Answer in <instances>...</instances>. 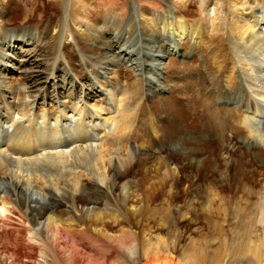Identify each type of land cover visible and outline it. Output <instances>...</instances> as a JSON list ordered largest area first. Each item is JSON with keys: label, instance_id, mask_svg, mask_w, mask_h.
Instances as JSON below:
<instances>
[{"label": "bare ground", "instance_id": "bare-ground-1", "mask_svg": "<svg viewBox=\"0 0 264 264\" xmlns=\"http://www.w3.org/2000/svg\"><path fill=\"white\" fill-rule=\"evenodd\" d=\"M96 1L52 0L59 11L51 12L44 28L50 32L53 54L41 60L32 53L38 42L34 31L24 30L19 36H11L0 23V78H7L16 68L27 73L22 83L0 87V264H39L40 258L49 259L51 264H103L106 250L132 258L137 241L142 242L147 236L144 228L139 233L132 230L137 222L133 223L132 218L143 199L151 202L154 187L140 192L138 178H127L133 174L135 157L131 148V116H137L135 112L142 106L140 84L148 82L144 92H149L148 85L152 81L158 83L165 61L177 56L176 47L183 39L187 38L193 52L204 48L207 54L202 53L200 60L208 66L212 62L225 76L224 82L221 79L226 85L221 97L234 100L235 96L250 109L238 113L240 126L230 128L237 132L241 128L247 130L242 143L248 154L257 156L256 162L264 170V4L259 0H194L201 7V14L196 17L191 15L196 11L189 9L193 0H165L168 4L164 10H150L137 0H128L131 14L127 15H115ZM1 2L4 0H0L3 11ZM31 11L23 17L34 14ZM42 15L40 11L39 16ZM1 20L8 23L6 17ZM90 31L95 32L91 36L97 34L98 38L106 32L114 35L111 40L101 39L100 47L93 49L90 67L94 76L82 64L87 77L81 81L80 77L69 75L67 51L72 49L83 58L74 43L75 35L92 43ZM191 52L181 56L190 58ZM119 68L134 73L138 81L134 89L119 79L110 80ZM233 80L239 83L236 89L231 87ZM51 87L54 98L47 95ZM59 87L68 91V98L56 95ZM205 96L192 98L190 103L204 106L217 102L215 97ZM215 106L209 107L211 113L205 115V121L214 125L223 142L229 122L219 116L220 110ZM178 115L179 111L174 118V131L162 143L184 159H191L194 151L191 153L187 144L202 136L194 134V127ZM229 157L225 155L226 159ZM155 160L152 153L146 152L144 157L136 158L138 166L134 172L147 177L146 165ZM192 160L195 164L190 162V166L201 172L204 161L194 157ZM231 161L225 179L228 178L227 192L232 198L224 199L223 192L219 201L226 200L225 204L233 205L232 208L236 204L235 210L256 204V224L251 225L249 240L242 242L244 235L239 239L238 248L242 251L238 256L248 257V264H264V176L257 169L249 175L243 176L246 171L237 174ZM156 166L167 174L171 164L161 160ZM176 168L170 169L171 190L181 182ZM163 184L167 185V181ZM212 189L208 196L213 199L219 192L217 187ZM171 194L174 196L173 191ZM116 227L120 228L119 233L113 230ZM218 233L222 243L227 241L222 232ZM92 239L109 245L104 254L95 243L93 246ZM235 256L233 250L222 263L231 264ZM184 260L197 264L195 256Z\"/></svg>", "mask_w": 264, "mask_h": 264}, {"label": "rangeland", "instance_id": "rangeland-1", "mask_svg": "<svg viewBox=\"0 0 264 264\" xmlns=\"http://www.w3.org/2000/svg\"><path fill=\"white\" fill-rule=\"evenodd\" d=\"M137 1L141 6H147L150 10H164L166 8L165 6L168 4L165 0ZM259 1L261 4H264V0ZM96 3L112 11L115 15H122L123 13L126 15L131 14L128 0H97ZM1 4L3 11L0 9V23L2 26L4 25L6 33H12L11 36H19L18 33H22L24 30L26 32L34 31L38 37L37 46L33 47L34 51H32L35 57L41 60L45 58L46 55L53 54L50 32L44 28L47 18H49L52 13H58L59 11L58 7L54 6L52 0H4ZM189 9L190 11H196L191 15L199 17L201 14V11L198 12L199 9L201 10V7L198 3L196 4L194 0L191 1ZM29 10H32L31 12L34 14L30 15L27 13L29 16L24 18L23 15ZM40 11H43L42 16H39ZM5 17L8 22L7 24L3 22L4 20H1ZM27 26L29 27L27 28ZM34 27H39V30L35 31ZM30 28L32 30H30ZM92 33L95 32L90 31L89 37H91L92 43L82 39V36L77 37L75 35L74 43L78 46V52L82 54L83 58L76 56L72 49H68L67 51L66 61L71 67L69 75L72 76V74H74L78 76V78L80 77L81 79L79 78V80L81 81H86L85 77H87L83 65L89 68L90 74L93 76L95 75L90 67V64L93 62V49L98 46L100 47L101 39L111 40L114 35L113 32H106L100 35L101 38H98L97 34L91 36ZM3 34L4 33H2V35ZM75 49L77 50V47H75ZM176 49H178L177 56H170L169 59L165 61L161 71L163 75H160V78H158V83L152 81L151 84L148 85L149 89L147 88V91L149 90V92H144L146 91L148 82H144L142 85L140 84L142 106L135 112L136 114L138 113L137 116H131V120H135H132L134 126L131 141V148L132 151L135 152V157L132 162L133 174L130 173L127 178L134 177L135 180L138 178L137 181H140V192H144L146 189L152 187V185L154 187V189L152 188L154 191H152L153 199H151V202L147 201V199H143V203L141 202L142 206L140 205L141 208L136 212L135 216H133V223L137 222L135 226H132V230L139 233V229L144 228L147 236H144L145 239L142 242L137 241L136 251L132 254V258H124L113 250H110V252L113 251L110 254V252L106 250L109 246L106 242L92 239L93 246L95 243L97 250L100 249L102 253L106 250L105 252L108 254L107 257L104 256V259L102 258L103 264H124L126 262L127 264H183V262H186L184 259L192 256H195L197 264H204V262H208L206 264H223L222 262L227 259L230 254L232 255L233 250L235 251L236 258L234 257L231 264H248L249 262L248 257L238 256V254H241L240 251H242V249L240 250V248H238L240 246L238 243L243 235L245 237L243 236L242 242L249 240L253 231L252 226L256 224L259 210L256 204L247 208L239 207V209L236 210L234 209L236 208V204L234 208H232L233 205L228 207L225 203L226 200L232 198V194L227 192L228 178L225 179V177H227L228 172L226 169H228V162L230 160H232L231 163L233 162L234 168L236 167V171L234 170V172H237V174L241 172V174H243L244 171H246L243 174V176H245L249 175V172H253L254 169H257V171L264 176V170H262L256 162L257 156L250 153L248 154V152H246V146L242 143V139L247 135V130L241 128L238 129L239 132H237L232 131L230 128L233 126L236 128L240 126L236 120L238 113H242L243 111L246 113L250 109L242 106L244 105V100H239L235 96L233 97L234 100H226L221 97V92L224 90L222 87H226L223 83L225 76L218 67L215 69L212 66V62H209L210 65L208 66L204 61L200 60L202 53L205 55L207 54L204 48L201 47V49H196L195 52H193L192 46L188 44L186 38L179 41ZM186 51H192V56H190V58L181 56L187 53ZM54 59L52 58L50 62L53 63ZM17 64H19V62ZM24 73L21 69L16 68L14 72L7 74V78H0V82H2L0 83V87L15 86L18 83H22L27 76V73ZM117 79L121 80L122 83L128 87H131V89H134V84L138 82L134 73L125 68L117 69L116 74L112 75L110 80L116 81ZM1 84H3V86ZM232 84L231 87L234 89H236L235 85L239 87L237 81L235 82L233 80ZM52 90L53 88L51 87L47 95L54 98V94L51 92ZM58 93H60L59 96L62 95V98L66 99L69 97L68 91L63 90L62 87H59V90L56 91V95H58ZM205 95H209L210 98L211 96L212 98L215 97L218 103L210 102V105L204 106H202V103H199L200 105L198 103H190L192 98H197L198 96L199 98L203 96L205 99ZM1 99L2 98H0V101H2ZM212 105H216L215 107L220 110L219 116L229 122V126L225 129L226 133L223 142L219 136L217 137L218 131L213 128L214 125L205 121V115L211 113L209 107ZM178 111L179 115L181 114V117L179 115L178 117L185 120L188 125H192V128L194 127V134L202 136L195 141H189L187 144L190 148L188 149L191 150L190 152L192 153L194 151L191 155L192 158L194 157L197 158V160L204 161L202 163L205 164V167L201 172L190 166V162L195 164L192 158L189 159L187 157V159H184L182 154L175 153L170 147L162 143V140L168 136L170 137V133L174 131V118ZM228 113L230 114L227 116ZM259 118L260 117H257L256 119ZM146 152L152 153L156 160L146 165L149 175L147 174L148 176L144 178V175L134 171H136L138 166L137 161H135L136 158L144 157ZM225 155L230 157L226 159ZM161 160L170 163V169L177 167L176 170L178 172L176 171V175L178 173V180L181 181L178 182L177 189L173 183L172 186L175 190L169 189V184H171L170 176L172 175L170 169H168L167 174H165V172L163 173V169H158L160 166H156ZM142 180L143 184L141 182ZM245 180H249V177H245ZM165 181H167V185L163 184ZM212 188H215L216 191L218 190L219 195L217 196L220 197L217 198V196H214L215 198L212 199L211 197L213 196H211L209 198L210 190H213ZM172 191L174 196L171 194ZM223 192L226 194V198H224L226 200L223 199L219 201V198H223ZM238 195L240 196L241 194H235V196L239 197ZM229 196H231V198ZM192 207L193 209H191ZM140 211L141 213H139ZM225 213L226 215L224 216ZM256 228L258 231L259 226H256ZM113 230L119 233L120 228L116 227L113 228ZM244 230L245 233H243ZM218 231L223 233L222 237L223 239L224 237L227 238V241L222 243L223 240H219ZM29 236L34 237L33 232H29ZM132 240V242L135 243L134 238H132ZM156 248L158 251H156ZM183 256L185 257L183 258ZM180 257H182L183 260ZM199 260L203 261L199 262ZM37 262L39 264H51L49 259L44 258H40ZM187 263L188 262H186V264ZM252 264H255V262Z\"/></svg>", "mask_w": 264, "mask_h": 264}]
</instances>
